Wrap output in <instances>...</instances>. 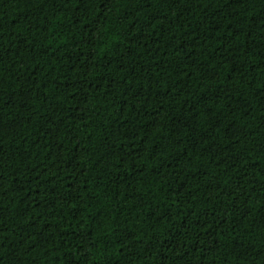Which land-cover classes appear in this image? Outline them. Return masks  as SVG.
I'll return each mask as SVG.
<instances>
[{
  "label": "trees",
  "instance_id": "1",
  "mask_svg": "<svg viewBox=\"0 0 264 264\" xmlns=\"http://www.w3.org/2000/svg\"><path fill=\"white\" fill-rule=\"evenodd\" d=\"M0 264H264V0H0Z\"/></svg>",
  "mask_w": 264,
  "mask_h": 264
}]
</instances>
